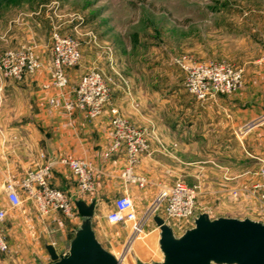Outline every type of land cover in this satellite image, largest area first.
Returning <instances> with one entry per match:
<instances>
[{
	"label": "crops",
	"instance_id": "0c3cea01",
	"mask_svg": "<svg viewBox=\"0 0 264 264\" xmlns=\"http://www.w3.org/2000/svg\"><path fill=\"white\" fill-rule=\"evenodd\" d=\"M92 50V46L88 50L81 47L79 66L67 72L70 89L65 98L73 97L72 88L81 75L93 67L113 79L112 105L123 118L144 130L149 141L150 152L140 156L135 169L136 174L147 179L148 185L140 189L121 179L125 164L121 152L108 159L103 158V152L112 141L108 114L105 112L96 119H88L78 111L68 114L60 99L55 105H49L47 98L54 93L40 89L46 76L38 73L22 81H0V209L7 204L3 190L5 181L11 179L18 185L28 170L36 169L46 159L49 160L50 154H54L57 158L88 160L98 170L94 191L82 196L74 195L75 180L69 170L58 163L54 164L49 180L52 187L74 196L75 200H82L87 205L95 202L93 219L98 215L105 218L113 207V200L122 195L130 197L137 216L142 217L161 189L172 186L181 178L180 167L183 164L188 177L195 180L203 178V188L209 194L219 196L217 210L221 214L215 218H248L264 223L251 217L262 216L251 201L243 199L237 203L229 198L231 190L248 188L256 181L255 173L264 165V63L259 59H243L237 65L233 64L243 69V78L241 88L232 95H219L204 102H198L191 96L192 102L189 100L186 106L167 109L162 86H155L154 90L134 89L131 81H122L117 65L109 64L101 53ZM48 54L50 59V49ZM169 93L171 98H176L180 91L175 89ZM41 154L46 158L42 159ZM198 164L205 166L202 168ZM210 164L211 169L218 172L215 179L206 174ZM21 198L22 216L12 226V233L20 236L19 231L24 224L45 243L33 254L19 256L13 262L50 264L45 245L52 244L57 250L67 251L76 226L65 225L55 213L42 217L40 221L34 206L24 201L22 193ZM153 218L144 229L152 247L158 246L159 239ZM33 219H36L35 224ZM72 221L80 222L81 218ZM4 223L2 231L7 226ZM125 227L127 225H112L115 229ZM93 231L95 233V229ZM130 236L131 233L125 236L123 247ZM134 244L132 242L130 249L136 247ZM136 249L144 254L140 246ZM161 261L162 255L159 260L144 259L140 263ZM0 264L4 263L0 260Z\"/></svg>",
	"mask_w": 264,
	"mask_h": 264
},
{
	"label": "rangeland",
	"instance_id": "374dc122",
	"mask_svg": "<svg viewBox=\"0 0 264 264\" xmlns=\"http://www.w3.org/2000/svg\"><path fill=\"white\" fill-rule=\"evenodd\" d=\"M4 2V7L0 8V54L23 44H34L40 58L48 62L50 36L53 31H58L65 36L79 39L81 47L86 50L92 46L93 52L101 53L109 64L117 65L122 81H131L134 89L139 90L142 87L154 90L155 86H162L167 109L177 105L186 106L189 100L192 102L191 96L185 90L184 73L176 64L177 61L224 60L237 65L243 59L252 61L264 57V0ZM175 89L180 93L176 98H171L169 92ZM198 165L202 168L205 166ZM208 167L210 169L207 170V176L215 179L217 170L211 169V164ZM180 169L179 180L187 186L199 187L195 216L206 213L211 219H215L221 214L217 210L219 196L209 194L203 188V178L195 180L188 177L185 165L182 164ZM233 201L239 203L240 200ZM2 209L7 213L4 221L7 226L3 234L8 251L0 254V260L4 264H18L13 259L26 257L34 250L41 249L45 240L37 239L35 231L23 226L24 224L20 231L26 233L19 231L20 236L12 233V226L19 222L22 210L20 207L11 208L8 203ZM36 214L41 221L42 217L37 212ZM55 215L65 225H75V229L81 224L63 217L60 213ZM251 217L264 221L263 214L261 217ZM32 223L35 224L36 219ZM167 223L173 226L176 237L193 227L190 222L183 223L178 228L174 227L173 220H167ZM91 225L102 247L120 260L121 264H128V261L138 264L144 259L161 258L158 246L152 247L149 244L146 231L143 239L134 241V246H140L144 250L145 258L136 247L130 249L132 243H129V239L123 247L125 236L131 233L129 226L122 229L112 228L101 215L92 218Z\"/></svg>",
	"mask_w": 264,
	"mask_h": 264
},
{
	"label": "built area",
	"instance_id": "2783aa9c",
	"mask_svg": "<svg viewBox=\"0 0 264 264\" xmlns=\"http://www.w3.org/2000/svg\"><path fill=\"white\" fill-rule=\"evenodd\" d=\"M50 60L44 61L37 53L36 45L23 44L0 54V81H22L27 77L44 73L46 79L40 84L45 93H54L47 98L49 105H55L57 99L62 100V107L68 114L76 111L88 119H96L103 113L108 114L112 132V141L103 152V158L122 153L125 164L121 171V179L140 189L148 185L143 176L135 173L139 158L150 152L146 132L123 118L119 110L111 102V86L113 79L101 70L93 67L87 70L72 88V98L66 99L70 89L67 72L79 66L81 41L73 36H65L53 31L50 36ZM264 63V57L259 60ZM176 64L184 73V87L187 93L198 102L214 99L219 95H232L242 86L243 69L227 61L207 60L203 62L177 61ZM45 159V154H41ZM55 163L69 170L75 180V196L92 193L98 170L94 164L79 158H57L54 163L46 159L45 163L33 170H28L19 184L11 179L4 183V194L11 208L20 207L24 201L30 202L36 212L45 217L51 213H60L67 219L79 217L74 205V196L54 188L49 180ZM257 180L248 188L231 190L229 196L233 200H249L264 215V165L255 173ZM199 187L187 186L176 180L172 186L164 187L155 197L153 203L142 217H138L133 201L127 195L113 200L112 209L106 214L109 225H127L131 229L129 243L141 240L145 236V226L149 219L161 217L175 222L174 227L183 223H193L196 213V198ZM6 210L0 209V254L8 251L7 241L1 229L6 219ZM169 225V224H168ZM170 226V225H169ZM171 227V226H170ZM173 230V226L171 227Z\"/></svg>",
	"mask_w": 264,
	"mask_h": 264
},
{
	"label": "water",
	"instance_id": "95a60500",
	"mask_svg": "<svg viewBox=\"0 0 264 264\" xmlns=\"http://www.w3.org/2000/svg\"><path fill=\"white\" fill-rule=\"evenodd\" d=\"M57 156L49 155L54 163ZM81 218L67 251L46 244L50 264H121L96 239L91 221L95 202L74 201ZM159 231L158 248L162 261L151 264H264V223L251 219L215 218L198 214L193 227L176 237L165 221L153 218Z\"/></svg>",
	"mask_w": 264,
	"mask_h": 264
},
{
	"label": "trees",
	"instance_id": "16d2710c",
	"mask_svg": "<svg viewBox=\"0 0 264 264\" xmlns=\"http://www.w3.org/2000/svg\"><path fill=\"white\" fill-rule=\"evenodd\" d=\"M4 1L7 2V0H0V8H1Z\"/></svg>",
	"mask_w": 264,
	"mask_h": 264
}]
</instances>
